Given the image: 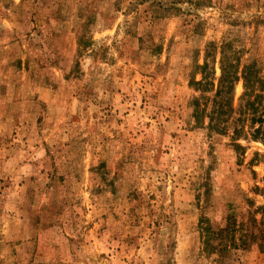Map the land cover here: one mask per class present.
Returning a JSON list of instances; mask_svg holds the SVG:
<instances>
[{
  "label": "rangeland",
  "instance_id": "374dc122",
  "mask_svg": "<svg viewBox=\"0 0 264 264\" xmlns=\"http://www.w3.org/2000/svg\"><path fill=\"white\" fill-rule=\"evenodd\" d=\"M223 51L264 80V0H0V264H264L202 251L264 206L242 79L204 128Z\"/></svg>",
  "mask_w": 264,
  "mask_h": 264
},
{
  "label": "trees",
  "instance_id": "16d2710c",
  "mask_svg": "<svg viewBox=\"0 0 264 264\" xmlns=\"http://www.w3.org/2000/svg\"><path fill=\"white\" fill-rule=\"evenodd\" d=\"M221 79L216 97H220L223 92L230 97L225 103H218L217 108L209 116V124L204 126L207 132L222 134L227 131L226 125L222 124L225 118L235 113L233 108L235 85L240 79L244 81L245 93L244 97H248L247 106L242 112V115H252L253 124H259L257 129H254V138L260 139L264 136V110L261 108L264 104V80L259 77V73L255 67L249 65L244 66L239 72L237 64H233L227 53L223 51L221 61ZM208 64L205 63L200 68L203 72L207 69ZM240 76V77H239ZM196 86L205 88L209 85L205 78L200 82L193 83ZM259 91V93H257ZM251 98H253L251 100ZM194 117L199 124L201 118L205 119L206 109L200 111L201 104L194 102ZM255 126V125H254ZM242 128L236 129L235 132L240 134ZM264 138V137H263ZM264 140V139H263ZM260 215V220L256 216ZM251 229L245 230V226L240 227L233 215L227 217V224L223 228L215 229L207 220L200 221V234L203 242V253L207 256L217 254L221 258L228 257L234 250H248L251 246L256 245L261 253H264V206L258 207L250 217Z\"/></svg>",
  "mask_w": 264,
  "mask_h": 264
}]
</instances>
